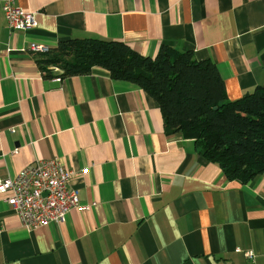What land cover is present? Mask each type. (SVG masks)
<instances>
[{
  "label": "crops",
  "instance_id": "crops-1",
  "mask_svg": "<svg viewBox=\"0 0 264 264\" xmlns=\"http://www.w3.org/2000/svg\"><path fill=\"white\" fill-rule=\"evenodd\" d=\"M15 1L37 25L11 31L0 0V177L56 157L93 205L27 230L0 198V264H264V173L229 180L139 86L99 66L57 81L28 50L90 36L192 50L235 100L264 86V0Z\"/></svg>",
  "mask_w": 264,
  "mask_h": 264
},
{
  "label": "trees",
  "instance_id": "trees-1",
  "mask_svg": "<svg viewBox=\"0 0 264 264\" xmlns=\"http://www.w3.org/2000/svg\"><path fill=\"white\" fill-rule=\"evenodd\" d=\"M33 55L44 76L54 73L50 66L61 78L99 66L112 79L139 86L156 101L165 133L193 139L199 155L229 180L246 183L264 173L263 85L231 100L211 60L165 44L150 57L120 40L69 37Z\"/></svg>",
  "mask_w": 264,
  "mask_h": 264
},
{
  "label": "built area",
  "instance_id": "built-area-1",
  "mask_svg": "<svg viewBox=\"0 0 264 264\" xmlns=\"http://www.w3.org/2000/svg\"><path fill=\"white\" fill-rule=\"evenodd\" d=\"M1 10L11 31L27 30L37 25L35 13L22 9L15 0H1ZM47 48L35 42L28 45L31 52H43ZM49 68L57 74L55 80L60 81L59 69ZM72 176L73 172L59 158L38 160L23 167L14 177H0V198L18 214L27 230L61 223L71 209L84 211L93 205L81 203L78 190L69 186ZM246 255L252 256L251 252Z\"/></svg>",
  "mask_w": 264,
  "mask_h": 264
}]
</instances>
